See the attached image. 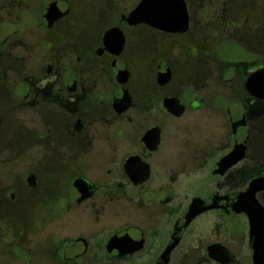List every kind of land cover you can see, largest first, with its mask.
<instances>
[{"label":"flooded vegetation","instance_id":"1","mask_svg":"<svg viewBox=\"0 0 264 264\" xmlns=\"http://www.w3.org/2000/svg\"><path fill=\"white\" fill-rule=\"evenodd\" d=\"M141 1L0 0V264H264V0Z\"/></svg>","mask_w":264,"mask_h":264},{"label":"water","instance_id":"2","mask_svg":"<svg viewBox=\"0 0 264 264\" xmlns=\"http://www.w3.org/2000/svg\"><path fill=\"white\" fill-rule=\"evenodd\" d=\"M127 22L130 25L140 23L163 31L182 32L187 25V14L185 4L182 0H142L139 5L128 15ZM111 32L106 34L109 36ZM123 76V74H122ZM123 79V78H122ZM264 71L255 73L249 77L246 83V89L256 98L263 99L264 95L251 91L252 89L264 90ZM233 156L228 157L224 163L231 161ZM253 183L246 194L252 196L256 192ZM248 216L262 215L264 210L253 200L249 204L243 205L242 210ZM256 222H250V226H255Z\"/></svg>","mask_w":264,"mask_h":264},{"label":"rangeland","instance_id":"3","mask_svg":"<svg viewBox=\"0 0 264 264\" xmlns=\"http://www.w3.org/2000/svg\"><path fill=\"white\" fill-rule=\"evenodd\" d=\"M129 1L132 3V6L137 2V0H129ZM121 7L123 8L124 5L121 4ZM13 32H14V19L13 18L11 19V17H10V19L7 20V24L5 26H3V28L0 32V41H4L6 39L8 40V38H9L8 36L11 35ZM13 54H14V51H13ZM34 63H36V62H34ZM88 154H89V156L87 157L86 164L88 166H92L95 163H97L98 160L96 159L95 155H93L91 152H88ZM5 157H6L5 155L0 157V166L3 168L10 165V162H11V160H9V159L7 160ZM19 162H20L19 163L20 165L23 163L21 161H19ZM3 173H6V172H3ZM68 179H69V175L62 178V183H64L65 186H66Z\"/></svg>","mask_w":264,"mask_h":264}]
</instances>
